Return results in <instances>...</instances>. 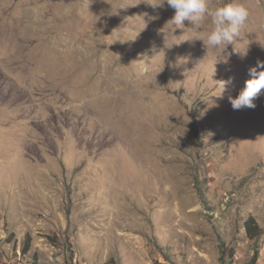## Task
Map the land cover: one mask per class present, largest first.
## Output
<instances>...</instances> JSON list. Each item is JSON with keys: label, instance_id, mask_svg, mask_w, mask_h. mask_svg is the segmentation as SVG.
<instances>
[{"label": "rangeland", "instance_id": "rangeland-1", "mask_svg": "<svg viewBox=\"0 0 264 264\" xmlns=\"http://www.w3.org/2000/svg\"><path fill=\"white\" fill-rule=\"evenodd\" d=\"M238 2L206 50L210 18L147 0H0V264H264V90L228 99L264 61V0Z\"/></svg>", "mask_w": 264, "mask_h": 264}, {"label": "clouds", "instance_id": "clouds-1", "mask_svg": "<svg viewBox=\"0 0 264 264\" xmlns=\"http://www.w3.org/2000/svg\"><path fill=\"white\" fill-rule=\"evenodd\" d=\"M153 9H163L165 5L174 9V15L167 23L174 29H183L184 22L191 23L193 28L199 29L201 21L205 17L210 18L211 29L208 31L202 41L203 46L209 48H227L234 45L239 38L242 29L246 26L248 12L238 0H221L215 7H210L208 0H147ZM145 15H147L145 13ZM145 21V20H144ZM146 24V22H145ZM239 52L246 56L247 52ZM249 79L245 81L244 87L235 98L229 96V102L234 110L242 108H255V99L264 90V61L257 60L256 65L249 68ZM219 95L223 96L230 80H219ZM211 96V97H213ZM210 97V98H211ZM209 98L211 105L214 104Z\"/></svg>", "mask_w": 264, "mask_h": 264}, {"label": "trees", "instance_id": "trees-1", "mask_svg": "<svg viewBox=\"0 0 264 264\" xmlns=\"http://www.w3.org/2000/svg\"><path fill=\"white\" fill-rule=\"evenodd\" d=\"M244 229L248 237L255 239L259 237L262 233L261 228L255 221L254 217L248 216L245 221H244ZM13 236L12 234H10ZM32 246V238L30 234H26L24 241H23V246L21 248L22 254H27L29 250L31 249ZM103 264H108V263H103Z\"/></svg>", "mask_w": 264, "mask_h": 264}]
</instances>
